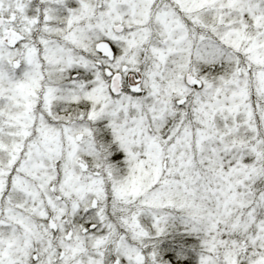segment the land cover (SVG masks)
<instances>
[{
	"label": "snow or ice",
	"instance_id": "1",
	"mask_svg": "<svg viewBox=\"0 0 264 264\" xmlns=\"http://www.w3.org/2000/svg\"><path fill=\"white\" fill-rule=\"evenodd\" d=\"M0 264H264V0H0Z\"/></svg>",
	"mask_w": 264,
	"mask_h": 264
}]
</instances>
